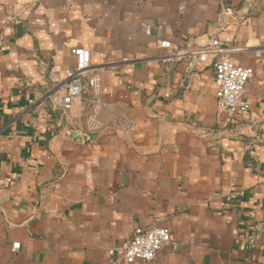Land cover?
Masks as SVG:
<instances>
[{"label": "crops", "instance_id": "0c3cea01", "mask_svg": "<svg viewBox=\"0 0 264 264\" xmlns=\"http://www.w3.org/2000/svg\"><path fill=\"white\" fill-rule=\"evenodd\" d=\"M249 5L246 22L219 30L225 7ZM142 22L163 29L148 35ZM211 37L254 69L246 118L218 109L211 61L194 72L186 60L161 62L159 38L186 50ZM75 47L90 51L105 100L128 104L129 132L86 140L89 104L75 99L68 116L54 106ZM257 219L264 0H0V264H114L109 250L157 221L171 242L151 264H167L173 250L194 264H264V241L256 249L246 241Z\"/></svg>", "mask_w": 264, "mask_h": 264}, {"label": "built area", "instance_id": "2783aa9c", "mask_svg": "<svg viewBox=\"0 0 264 264\" xmlns=\"http://www.w3.org/2000/svg\"><path fill=\"white\" fill-rule=\"evenodd\" d=\"M254 7L243 12L237 11L232 6L225 7L218 16L220 31H226L232 20L244 23L248 20ZM146 34L151 35L155 28L163 29L162 24L154 26L142 22ZM170 40L159 38L158 48L168 52L161 54L160 59L164 64L174 61L186 60V70L194 72L203 64L211 61L214 67L217 107L231 119L246 118L251 114L250 102L246 96L247 85L254 74L252 67L237 65L232 54L236 47L225 42L219 37H211L203 45H197L186 50H173ZM75 57L72 68L65 70L62 80L64 92L55 93L54 106L65 116H68L75 99H80L89 104L87 129L88 132L110 131L112 133H126L133 129L134 122L129 115L128 104L124 102H108L104 98V82L101 72L90 74L92 67L91 53L84 47H75L71 50ZM130 58H123L122 62H128ZM54 80L53 72L49 73ZM163 97H173L172 89L165 87ZM31 102H33L31 100ZM247 245L251 249L259 248L264 241V219L252 222L246 234ZM171 242V232L167 226L160 225L157 221L149 227H138L132 235L123 240L117 248H111L109 254L116 256L114 264L122 261L127 263L142 262L151 264L160 251ZM20 242H14L12 249L20 248Z\"/></svg>", "mask_w": 264, "mask_h": 264}, {"label": "rangeland", "instance_id": "374dc122", "mask_svg": "<svg viewBox=\"0 0 264 264\" xmlns=\"http://www.w3.org/2000/svg\"><path fill=\"white\" fill-rule=\"evenodd\" d=\"M167 257V264H194L186 250H173Z\"/></svg>", "mask_w": 264, "mask_h": 264}, {"label": "water", "instance_id": "95a60500", "mask_svg": "<svg viewBox=\"0 0 264 264\" xmlns=\"http://www.w3.org/2000/svg\"><path fill=\"white\" fill-rule=\"evenodd\" d=\"M97 135H98V132H88L85 135V138H86V140H88V139L91 140V139L95 138ZM70 136L73 137L74 139H81V138H83L82 135L77 134L75 131H71L70 132Z\"/></svg>", "mask_w": 264, "mask_h": 264}]
</instances>
